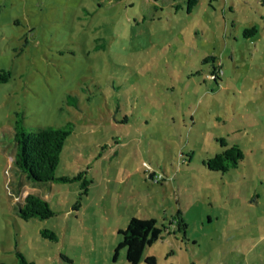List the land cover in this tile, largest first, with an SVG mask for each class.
Listing matches in <instances>:
<instances>
[{
    "label": "rangeland",
    "instance_id": "obj_1",
    "mask_svg": "<svg viewBox=\"0 0 264 264\" xmlns=\"http://www.w3.org/2000/svg\"><path fill=\"white\" fill-rule=\"evenodd\" d=\"M16 111L73 124L55 173L84 171L79 204L78 180L17 169ZM233 143L237 166L209 169ZM27 192L53 215L22 218ZM131 215L162 226L137 263L116 249ZM16 250L35 264H264V0H0V264Z\"/></svg>",
    "mask_w": 264,
    "mask_h": 264
},
{
    "label": "trees",
    "instance_id": "obj_2",
    "mask_svg": "<svg viewBox=\"0 0 264 264\" xmlns=\"http://www.w3.org/2000/svg\"><path fill=\"white\" fill-rule=\"evenodd\" d=\"M197 0H187V10L196 3ZM254 26L244 28L245 35L253 33ZM218 65L212 66V78L216 79L218 74ZM4 79L7 73L3 72ZM22 111H16L13 120V139L15 140L16 150L13 161L18 170L24 172L28 178L34 181H79V192L75 204H79L80 195L86 193L89 180L84 176V171H77L75 174L55 173L59 160V154L62 150L66 137L72 132L73 124L67 122L64 125H44V126H27L23 121ZM243 158V152L240 146L233 143L213 156L205 160L209 169L228 170L235 167ZM18 214L24 218L38 217L46 218L53 215L54 210L50 207L47 199L42 195L34 192H27L17 207ZM179 214H175L176 230L184 231V221ZM162 226L156 224V218L138 217L131 215L127 224L118 232L122 235L118 242V247H124L125 258L129 263H137L142 256L143 249L146 245L160 238ZM43 235L55 239L54 231L44 228ZM16 264H35L33 260L28 259L22 252L16 250ZM145 263L154 264V255H146L143 258Z\"/></svg>",
    "mask_w": 264,
    "mask_h": 264
},
{
    "label": "built area",
    "instance_id": "obj_3",
    "mask_svg": "<svg viewBox=\"0 0 264 264\" xmlns=\"http://www.w3.org/2000/svg\"><path fill=\"white\" fill-rule=\"evenodd\" d=\"M218 74H221L222 73V71H221V69L220 68H218ZM211 76H213L212 74H211Z\"/></svg>",
    "mask_w": 264,
    "mask_h": 264
},
{
    "label": "crops",
    "instance_id": "obj_4",
    "mask_svg": "<svg viewBox=\"0 0 264 264\" xmlns=\"http://www.w3.org/2000/svg\"><path fill=\"white\" fill-rule=\"evenodd\" d=\"M43 195V194H42ZM44 196V195H43ZM45 197V196H44ZM46 198V197H45ZM48 201V200H47Z\"/></svg>",
    "mask_w": 264,
    "mask_h": 264
}]
</instances>
